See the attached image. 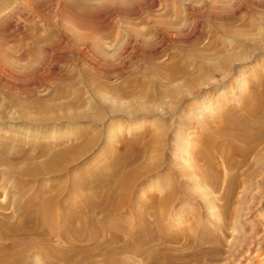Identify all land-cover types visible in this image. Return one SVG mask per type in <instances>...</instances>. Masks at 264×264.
I'll return each instance as SVG.
<instances>
[{
	"label": "rangeland",
	"instance_id": "374dc122",
	"mask_svg": "<svg viewBox=\"0 0 264 264\" xmlns=\"http://www.w3.org/2000/svg\"><path fill=\"white\" fill-rule=\"evenodd\" d=\"M83 3H86V7ZM231 32L233 35L240 32L243 36L235 38ZM245 35L251 38L247 39ZM225 54L232 56V59L227 61V65H222L220 58ZM240 60L248 64L241 65ZM11 61L16 62L18 67L29 68V73L18 74L14 71L16 67L8 65ZM184 69L194 78V85L187 84ZM222 83L225 84L224 93L216 96L213 101L207 98L208 95L202 102L190 99L189 102L195 105L192 104L182 114L173 111L176 102L187 98L190 93L195 94L204 89L207 91L211 86ZM64 88H70L71 95L60 98ZM173 89H176V97L169 94ZM130 90L133 92L130 94H136L138 106L128 97ZM74 91H77V97ZM149 91H152L151 95H148ZM209 91L211 95L216 94L214 88ZM257 94H264V0H0V143L13 147L8 155L12 156L17 147H25L30 152L32 146L27 141H30L28 137L31 132H40L39 138L33 142L38 146L53 142L63 144L70 138L83 136L84 128L93 129L88 122L75 123L74 126L62 122L51 123L62 112L73 114L69 105L74 98L79 99L78 111H88L92 115L106 113L107 124L112 125L109 132L111 136L108 134L110 137L107 139L111 143L105 141V144H101L103 148L98 147L77 163L71 170L75 176L79 175L78 170L92 163L97 153L102 154L106 147H120L121 143L117 142L122 139L143 136L148 128L155 134L164 133L168 143L163 163L171 155L175 163L179 161L172 168L173 176H167L172 179L171 183L166 186L157 176H150L146 182V179L141 181L132 195L134 198L139 195L140 201L149 204L154 197L165 198L170 193L175 195L178 192L175 196L177 200L174 198L175 205L172 203L173 207L169 209L179 218L175 226L184 233L194 235L196 239H202L189 250L190 245L182 246V252L188 254L193 249L203 253V250L212 251L218 243L221 244L220 261L206 260L201 264H264V136L248 144L255 151L250 152L251 157L248 155L250 159L232 151L240 143L243 147V140L239 139L233 147L225 138L229 128L227 119L238 111L244 113L241 107L246 103L243 98L245 95L253 97ZM105 96L119 101L118 108L123 115L139 109L146 113L149 108L154 109L155 115L127 121L122 114H113L114 106L104 101ZM13 99L21 102L25 109L15 104L12 106ZM88 101L96 102V108L88 106ZM44 104L49 109L43 110ZM226 104L229 106L226 107ZM199 106L205 108L200 111L194 109ZM45 118L50 122L43 123ZM203 119H206L205 126H202ZM213 123H216V128L212 126ZM131 127L135 128V132H128ZM211 131L218 132L222 149L228 146L226 151L233 152L230 156L239 169H232L222 157L219 160L217 158L220 167L218 180L203 183L201 180L205 168V172L208 171L210 175L213 171L204 167L199 172L196 158L191 159L188 152L193 151L201 141L196 138L197 134H209ZM175 140L178 142L173 143ZM180 142L188 149L184 153L185 157L189 156L188 159H180L177 155L179 150L171 145L176 143L179 148L183 147L179 145ZM169 148H172L171 151ZM172 150L177 151L176 155L171 154ZM41 158L39 160L43 161ZM104 163V159L98 160L91 166L94 170ZM4 168V165L1 166L0 171L3 172ZM164 170L161 175L165 174ZM7 175L0 179V217L9 216L12 218L9 222L15 223L18 221L15 202L21 198L18 184L22 185L31 178L18 180L10 179ZM184 178L190 183L186 185ZM176 179L181 184H176ZM59 181V178L45 179L47 185L42 190L58 186ZM182 182L187 187L186 192L182 189ZM232 187L235 189L231 190ZM28 197L25 194L21 199L27 200ZM188 199L197 204L188 203ZM211 214L216 216L213 223L207 221L212 220ZM244 217L248 219L241 221ZM14 239H0V245ZM57 242H53L55 247L69 246L68 242ZM144 257L137 258L143 260L146 259ZM36 263L43 264V260L40 258Z\"/></svg>",
	"mask_w": 264,
	"mask_h": 264
},
{
	"label": "bare ground",
	"instance_id": "6f19581e",
	"mask_svg": "<svg viewBox=\"0 0 264 264\" xmlns=\"http://www.w3.org/2000/svg\"><path fill=\"white\" fill-rule=\"evenodd\" d=\"M8 1L10 2L11 0ZM88 5H90V3H88ZM250 26H253V24ZM231 35L235 38H240L243 36V34L240 32L238 33V35H233L231 32ZM245 38L249 39L251 38V36L245 35ZM230 59H232V56L227 54L223 55L220 58L222 65H227L226 63ZM244 61L245 60H240V64H248L247 61L246 63ZM15 63L16 62L11 61L8 62V65L14 68L16 67L17 69L15 68L14 71L18 72V74L20 72H28L29 68L18 67ZM183 72L187 84L194 85V78L189 75L187 70L185 71L184 69ZM223 81L224 79L222 80V82ZM224 83L211 86V88L206 89L207 91H205V89L204 91L199 89L201 91H197V93H195L196 95L193 94V92L190 93L191 95L187 98L180 99L176 102V105L173 106V111L175 110L180 111V113H183L185 110L190 108L192 104H194L192 102L190 103L189 101L195 100V102H202V100L207 95V98L213 101L216 96L224 93ZM213 88L216 91L215 95H211L209 91V89ZM69 89L70 88L62 89L63 91L60 93V98L71 95L70 92L72 91ZM126 91L128 92V90ZM253 91L255 92L256 88ZM74 93L76 94L77 91H74ZM126 93L124 94L127 95L133 92L131 91L127 94ZM147 93L148 95H151L152 91H149ZM80 94L78 92V95ZM169 94L176 97V89L171 90ZM135 95L130 94L128 97L131 99V101H134L136 102L135 104H137V98L135 97ZM263 95L264 94H257L253 97L245 95L243 98L246 103L243 108L241 107V109L244 110V113H239L238 111V113L234 114L232 117L230 116V118L227 119L229 128L225 133V138H227L229 142H231L230 145L232 144L233 147L237 144L236 142H238L239 139L245 142L243 147L242 145H240V143L238 145V148L235 147L232 150L239 154L242 153V156H244V158L251 157L249 154L251 151H254L251 150L253 148H250L248 144H250V142L253 143L255 138L264 136ZM74 96L77 97V94ZM231 98L232 97H230V99ZM78 101L79 99L76 100L74 98V101L69 105L74 111H72L73 114H65L64 112H62L63 114L57 117V119H55L51 123L56 124L58 122H62L74 126L75 123L88 122L92 125L93 129L89 130L87 128H84V134L82 133L83 136H81V134L80 138L75 136L74 138H70L69 141L63 142V144L53 142L43 143L41 145L36 146L35 144H33V142L35 139L39 138L40 132H31V135L28 137L30 141H27V139H25L27 142H29L28 145L32 146L31 151L29 152L25 147L21 149L17 147L16 152H14L12 156L8 155V152L13 147L9 148L7 144H3L4 142L0 143V167L3 165L5 166L4 171H0V179H2L1 177H3L5 174H8L7 176H9L10 179L15 178L18 180H22L23 177L31 178L27 181L25 179L24 181L26 182H23L22 185L20 183L18 184V188L21 189V192L19 193L20 197L22 198V196L25 194L29 195L27 200H25L24 198H19L16 202L14 201L17 208L15 214L18 218V221L15 223H11L9 222V220L12 219L11 217H0V239L4 241L5 239L13 240V238H15L12 242L7 241L8 243H2L0 245V264H32L34 263V260H36V262L40 261V258L43 260V264H60V262L70 264H201L203 261L206 262V260L214 262L218 261L221 256L220 243H218L216 246L217 248L213 249L212 251L203 250V253L194 251L193 249L191 251H188L189 249H191L193 244L199 243L200 241H202V239H196L194 235L192 236L188 233H184L182 229L179 230V228L175 226V222H177L179 218L175 216L169 209H171L172 203L175 205L174 198L176 199L175 196L178 192L175 195L170 193L169 195H166L167 197L163 195V197L165 196V198L154 197V199L152 198V202H150L149 204L144 203L142 200L140 201V198L138 197L139 195H136V198H134L132 195V191L138 188V185L141 183V181L143 182L146 179V182L150 176H157L158 180L165 183L166 186L168 185V183H171L170 180L172 179L167 176H173L174 173L172 172V168H174V165L176 166V163L179 161H176L175 163V160L173 159L174 157L172 158L171 155V157H168V161L163 163V160L165 161V159L163 158L165 155V147L168 143V140L166 139L164 133L155 134L152 129L150 130L148 128L147 133L143 136H135L129 140L125 138L122 139L120 142H117V144L121 143L119 144L120 147L112 145L113 147L110 149L105 146L106 148L104 149V152L102 150V154L97 153L93 161H91L92 163H88V165H85V167L78 170L79 175L77 174L75 176V174H73L74 172H72L71 170L77 163L83 161L85 157L94 152L98 147L101 146L102 143H111L110 141H107V139H109V137L111 136L109 132L112 129V125L107 124L106 117L108 115L106 113L92 115V113L88 111H78ZM104 101L109 102L110 105L114 106L113 109L115 111H113V114H116V116L117 114L123 115L122 110L118 108L119 101L117 99L108 96L105 98ZM13 102H17V99L12 100V106L13 104H15L16 106H18V108H22V110L25 109V107L21 105V102ZM22 102L24 103V101ZM87 104L92 109L96 108V102L88 101ZM44 105L45 106H42L43 110L49 109L46 104ZM138 105L139 104H137L136 106ZM227 106L229 105L226 104V107ZM204 108L205 107L202 106L200 108L194 109L200 111ZM154 113L155 111L153 108H149L146 113H142V110L139 109L128 113L129 115L124 114L122 117H124L127 121L129 119L136 121L141 116L152 117L153 115H155ZM225 119L226 118H224V120ZM27 120L29 121L28 118ZM46 121L47 123L50 122L49 119L45 118V120H43V123H46ZM29 122H31V120ZM201 122L202 126H205L206 119H203ZM262 123L263 125H261ZM215 124L216 123L212 124L214 128H216ZM134 130L135 128L131 127L128 132H133ZM108 134L110 136H108ZM179 138L180 137H178V139ZM196 138L200 139L201 141L197 144L194 150L192 149L193 151L188 152L189 156H191V159L192 157L196 158V167H198L199 172L201 170L200 168L204 170V167H207L211 169V171H213V173H211L212 176L208 171L205 172L206 168L204 170L205 173L201 171L204 175L202 177L201 182L204 183V181H212V179L218 180L220 167L218 166L216 161H218L221 157L231 166L232 169L237 167L235 162L232 161V157L230 156V153L232 151H226L228 146L226 147V149L223 146L226 152L224 151V149L221 148V140H219L218 138L217 131H211V133L209 134H204L202 132L200 134H197ZM176 141L177 140L172 142L174 143ZM223 144L225 145V143ZM171 145L179 150L177 155L180 159H188L189 156H184L185 151H187L188 149L184 148L181 142L179 145H182L183 147L180 148L176 143ZM253 145H251V147ZM169 149L171 151L172 148ZM176 152V150H172L171 154L176 155ZM209 153L214 154L210 155ZM41 157H43L44 160ZM39 158H41V160L43 161H40ZM103 159L105 160L104 165L100 168H96L93 170V167L91 165L94 163V161H101ZM245 160L247 161V159ZM151 161L153 163H151ZM183 165H185V163ZM180 166L182 167V165ZM162 168L165 169V174L163 175H161V172L163 171ZM193 169L195 170V168ZM238 169L239 167L236 168V170ZM255 175L257 174L255 173ZM47 178H59L61 179V181H59L60 184L58 183V186H55L51 189L49 188V190L44 191L42 189H44L43 186L47 185H45L44 183L45 179ZM150 181H148V183ZM176 181L177 179L175 180V182ZM86 182L88 183L86 184ZM184 182L186 183V185L190 183H187V181H185V178ZM176 184L181 183L178 180V183L176 182ZM165 185L163 186L166 187ZM168 187L170 189V185ZM233 187L231 188V190L235 189ZM178 188L180 189V187ZM186 188L187 187H185L183 183L182 189L185 191ZM139 190L141 191L140 187ZM133 194H135V192ZM24 200L26 202H24ZM188 203L197 204L191 202L189 199ZM181 205L182 203L180 201L179 206ZM204 205L205 207L207 206L206 204ZM202 211L201 213L204 216V212ZM62 217H64V219ZM67 217L71 220H67ZM250 217L251 215L248 218ZM211 218L212 220L209 219L207 221H214L216 219V216L212 215ZM248 218L244 217V219L240 220L245 221ZM55 241H58L57 243L61 242V244L64 242H68L69 246L62 247L59 245L60 247H55V245H53V242ZM186 245H190L189 248L187 246L188 250H186L190 252L188 254L182 252V249H180L182 246L184 247ZM1 252H3V254H1ZM59 254H61V256ZM144 256H146V259L139 260V258H137ZM36 262L35 264H37Z\"/></svg>",
	"mask_w": 264,
	"mask_h": 264
}]
</instances>
